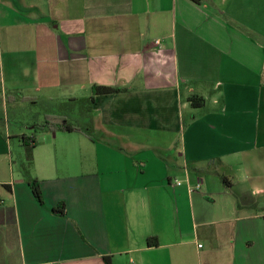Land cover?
I'll return each instance as SVG.
<instances>
[{
  "label": "crops",
  "instance_id": "crops-1",
  "mask_svg": "<svg viewBox=\"0 0 264 264\" xmlns=\"http://www.w3.org/2000/svg\"><path fill=\"white\" fill-rule=\"evenodd\" d=\"M95 85L91 139L36 135L44 205L0 133V264H264V0H0L1 108Z\"/></svg>",
  "mask_w": 264,
  "mask_h": 264
},
{
  "label": "trees",
  "instance_id": "trees-1",
  "mask_svg": "<svg viewBox=\"0 0 264 264\" xmlns=\"http://www.w3.org/2000/svg\"><path fill=\"white\" fill-rule=\"evenodd\" d=\"M122 92H125V90L121 88L95 85L92 87L89 97L58 102H44L46 105L44 111L46 113L43 115V120L39 123H37V120L36 124L31 127V135H22L20 137L24 148V157L17 171L29 185L34 198L40 205H44L41 182L33 174V153L38 145L36 135L38 133L76 132L91 139L94 130L93 109L96 98L108 97ZM19 99L20 101L23 100L22 98ZM188 102L194 109H202L205 106V99L200 96H193ZM29 103L33 105L39 104L34 101H29ZM9 123L8 117H5L4 114L2 115L0 111V133L4 136L5 132L3 130H5V126L9 125ZM224 184L228 185L225 178ZM52 212L56 215L65 216V205L61 203ZM147 245L148 247H157L158 241L156 238H151L148 240ZM104 260L106 264H111L110 257H105Z\"/></svg>",
  "mask_w": 264,
  "mask_h": 264
},
{
  "label": "rangeland",
  "instance_id": "rangeland-1",
  "mask_svg": "<svg viewBox=\"0 0 264 264\" xmlns=\"http://www.w3.org/2000/svg\"><path fill=\"white\" fill-rule=\"evenodd\" d=\"M14 96H10L7 98V104L13 105L16 104L15 107L10 108L7 106L3 109L0 107L2 115L4 114L5 117H8L9 120V128L10 133L13 135L12 137V145H11V156H12V166L14 173L17 174L19 169V164L21 163L24 157V148L22 146L21 139L19 135L21 133H27L28 127H32L36 124L37 120L41 122L43 120V115L46 113L44 103H39L36 105L30 103H20V99L17 97L16 93H12ZM44 107V108H43ZM40 134H38L39 136ZM18 136V137H17ZM34 174V170H33ZM20 175V174H19ZM20 178L22 176L20 175Z\"/></svg>",
  "mask_w": 264,
  "mask_h": 264
},
{
  "label": "built area",
  "instance_id": "built-area-1",
  "mask_svg": "<svg viewBox=\"0 0 264 264\" xmlns=\"http://www.w3.org/2000/svg\"><path fill=\"white\" fill-rule=\"evenodd\" d=\"M178 185H181V183H178ZM200 247H202V246L200 245Z\"/></svg>",
  "mask_w": 264,
  "mask_h": 264
}]
</instances>
